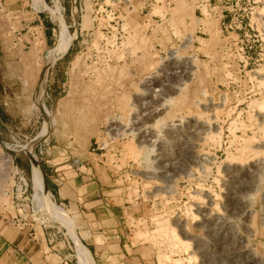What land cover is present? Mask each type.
I'll return each instance as SVG.
<instances>
[{"label":"rangeland","instance_id":"obj_1","mask_svg":"<svg viewBox=\"0 0 264 264\" xmlns=\"http://www.w3.org/2000/svg\"><path fill=\"white\" fill-rule=\"evenodd\" d=\"M0 2V264H30L32 241L41 247L38 264H82L73 234L82 239L89 231L44 178L48 183L53 162L78 171L76 154L88 150L99 154L107 187L115 189L110 196L117 197L129 254L137 249L142 264H204L196 247L210 237L195 206H207L209 193L212 211L222 210L230 162L264 155L254 151L264 141V4L254 5L241 29L227 32L221 8H208L206 0H45V8L44 0ZM39 19L50 21L51 37ZM140 120L156 126L166 143L174 166L162 174L157 146L140 140ZM200 123L210 129L201 131ZM191 128L200 132L193 147L204 160L185 173ZM21 169L27 191L16 189ZM34 177L59 214L41 202ZM263 196L264 175L251 236L262 257ZM177 216L187 223L188 239ZM6 229L28 243L9 242Z\"/></svg>","mask_w":264,"mask_h":264},{"label":"bare ground","instance_id":"obj_2","mask_svg":"<svg viewBox=\"0 0 264 264\" xmlns=\"http://www.w3.org/2000/svg\"><path fill=\"white\" fill-rule=\"evenodd\" d=\"M65 42L66 41H64L63 43ZM62 47H64V45L61 46L60 49ZM146 108L147 107H145V109ZM150 114L149 116H151ZM259 116L264 121V112H260ZM144 121L145 120L143 121L140 120L137 123L138 128L136 127L139 130L138 134L140 135V140L147 147H150V146L155 147V145L157 146V150L154 153V160L158 165V169H159L158 173L162 174L163 171L165 172L167 168H169L171 165L172 166L174 165L172 164L170 154H168V151L166 150V143L163 140L162 136L159 134L160 132H158L159 130L154 131L156 126L154 127L153 125H149V124L147 126L146 122L144 123ZM193 121L195 120L193 119ZM155 122L157 123V121ZM177 125L180 126L179 124H174V123L170 124V126L172 127L177 126ZM200 126L202 129L201 131H204V132L210 129L209 124L200 123ZM190 134H191V138L189 137L190 139L189 138L185 139L186 143H183V140H182V143L186 145L185 153H187L188 156L190 155L189 157H190V160L192 161L191 164L187 162L186 165L183 164V167H181L182 169L180 172H185V173H187L186 171L190 169V166H192V164L196 163L197 165L204 160V158L200 155V153L197 150H195L193 147L194 143H193L192 136H197L198 137L197 139H199V137L201 138L199 130H198V133L195 134L191 128ZM186 136H182V139L183 137H186ZM179 137L181 138V136ZM179 137H176V138H179ZM177 141L179 142V139ZM180 144L181 143H178L177 145H180ZM257 145L258 147L254 151L255 153L256 152L261 153L262 151L259 149H262V150L264 149V141L259 142ZM5 157L6 159H8V161L10 160L8 155H5ZM234 162L236 165H233ZM230 163H232V165L230 164L229 169L227 170L228 179L225 180L226 181L225 183L226 192H224L226 196V200H225L224 205H222V210L212 211L211 207L214 203V200H213V195L209 193H206V194L203 193L205 194V199L208 202L207 206H201L199 204L195 206L197 212L202 215V221L205 225V230L208 232L209 237H210L208 240L205 241L204 245L202 244L200 245V247L198 245L200 243L197 242L198 244L196 245L198 246L196 247V249L197 251H200L204 256H206L204 264H211V260L214 257L222 259V262L226 264H264V257L257 254V252L254 249L253 244L251 243V236L255 232L253 228L254 227L253 221H252L253 216H254L255 195L259 190L260 183L262 181V176L264 175V155H260V156L258 155L255 159H252L248 162L231 161ZM33 165L35 164H32V166ZM38 168L40 169L39 166ZM171 168L172 170H174L173 167ZM178 172H179V169H178ZM174 173H177V172H174ZM156 175H157V172H156ZM43 178H44V175H43ZM42 182L39 180V178L34 177L35 191L40 196L41 202L44 203L46 207L53 209L54 213L59 214L56 211V209L51 204H49V202L46 200L47 198L44 193L45 190H44V186ZM44 183H45V180H44ZM160 189L167 190L163 186H161ZM262 201L264 202V196H263ZM263 215H264V210H263ZM57 216H60V215H57ZM59 218H60V222L64 224L69 230V232L71 233L72 230L70 231V226H68L67 222L61 216ZM175 224L179 227L180 233L183 236V238L188 239L189 231L186 228L187 223L184 222V220L180 216H177L175 217ZM73 238L75 240L77 253L80 256L82 264H93L87 250H85L83 244L80 243L78 236L73 234Z\"/></svg>","mask_w":264,"mask_h":264},{"label":"crops","instance_id":"obj_3","mask_svg":"<svg viewBox=\"0 0 264 264\" xmlns=\"http://www.w3.org/2000/svg\"><path fill=\"white\" fill-rule=\"evenodd\" d=\"M39 4L42 8L46 6L45 0L44 3L39 2ZM39 23L37 26H42L44 35L48 33V37H51L50 21L42 19ZM76 156L81 166L75 172L70 169L72 164L63 161L53 162L55 158L49 160L50 163H54L51 166H56L50 169V172L54 173L47 175L48 183L44 178L49 193L54 191L59 201L64 200L69 205V209L75 213L74 215H79L83 219L84 226H81L89 231L82 237L86 245L82 242L81 236H78L89 250L94 264H142L144 261L139 257L137 249L132 250L134 253H128L130 251L127 248L131 249L132 247L124 239L126 229L121 225L120 216L118 217L115 213V204L113 203L117 197L110 196V193L115 189L107 187L106 173L104 174L103 165L99 162V154L88 150L82 151ZM4 233H6L5 236H8L6 240L9 242L14 240L20 245L28 243L25 240V234L20 231L6 229ZM32 242V247L28 250L30 255L28 263L36 262L38 264L39 253L37 252H42L41 247L37 246L36 242ZM32 257H34V261L31 259Z\"/></svg>","mask_w":264,"mask_h":264},{"label":"built area","instance_id":"obj_4","mask_svg":"<svg viewBox=\"0 0 264 264\" xmlns=\"http://www.w3.org/2000/svg\"><path fill=\"white\" fill-rule=\"evenodd\" d=\"M215 5H211L210 0H206L208 5V8L212 9L215 7L221 8V15L220 20L222 21V25L224 26V29L228 32L231 30L232 32H235V30L241 29L243 27V22L246 17H248V14H252L254 10V5L262 3L264 4V0H214ZM207 8V9H208ZM264 6L262 7V9ZM227 18V22H225ZM76 162V169H80V161L77 159ZM24 177L23 170H20V173L16 176V189H24V191H27L28 182ZM60 205L63 203L60 202ZM35 205L32 201H30V209L33 211Z\"/></svg>","mask_w":264,"mask_h":264}]
</instances>
